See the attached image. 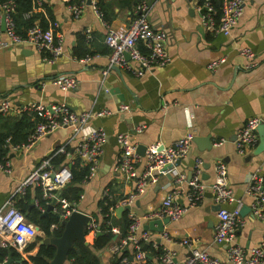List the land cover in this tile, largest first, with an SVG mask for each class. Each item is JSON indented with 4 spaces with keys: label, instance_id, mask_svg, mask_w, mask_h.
I'll return each instance as SVG.
<instances>
[{
    "label": "crops",
    "instance_id": "obj_1",
    "mask_svg": "<svg viewBox=\"0 0 264 264\" xmlns=\"http://www.w3.org/2000/svg\"><path fill=\"white\" fill-rule=\"evenodd\" d=\"M148 1L152 26L164 29L168 34L167 50L172 60L138 76L116 65L107 74L103 73L110 63L111 50L104 41L108 28L127 29L137 16L135 2L104 0L109 16V23H105L88 2L81 15L75 17L66 0H44L54 17L50 24L55 25L56 32L62 35L64 52L55 62H48L44 60L43 53L30 44L0 49V103L8 100L12 104L10 112H0L3 115L0 117V133L8 129L5 122L19 121L24 114L27 115L23 107L30 103H43L48 107L66 103L77 112L113 109L112 114L94 116L89 123V129L105 128L108 139L99 157L95 176L77 184L82 188L77 208L95 218L101 211L100 203L109 196L116 203L112 211L118 219L117 207L127 205L123 204V199L135 191L147 167L141 160L136 164L135 175L115 170L122 150L117 135L129 132L142 156L154 143L164 148L191 135L188 154L168 169H157L154 181L134 199L129 209L122 212L121 217L127 212L129 219L130 214L140 219L137 236L150 232L146 243L149 264H162L159 256L148 247L150 243L156 251L160 248L173 253L174 260H184L191 253L184 239L191 242V247L225 259L230 244L215 241L218 204L210 188L186 214L176 220L170 219L164 231L146 230L145 225L158 218L150 217V213L161 207L167 195L174 194L179 203H188L189 175L193 176L197 159L203 160L202 179L207 185L214 182L216 164L222 160L228 166V183L236 197L234 202L223 206L232 209L241 201L242 206L249 207L243 214L245 224L237 229L234 242L251 248L263 239L264 221L253 217V196L247 188L253 173L264 177V152L254 154L253 147L242 154L237 149L236 138L249 118L261 117L264 120V0L246 1L243 14L230 35L206 29L203 17L196 9V0ZM44 11L48 13L47 7ZM242 48H250L255 56L250 58L242 54ZM85 53H91L90 59H85ZM222 57L226 59L224 62L215 69L209 68L211 61ZM62 74L75 76L79 84L73 89H62L53 81ZM122 104L129 105V109L117 110ZM140 124L145 127L136 132L135 127ZM71 136L72 129L64 126L43 136L30 147L14 149L11 144L7 153L10 171L0 169V207L9 199L15 205L24 204L29 193L28 211L37 207L44 213L55 200L48 203L37 185L21 189L22 182L63 145H67L70 153L65 156L62 168L71 171L77 159V140H71ZM29 137L18 144L28 142ZM180 173L186 176V180L177 183L175 178ZM37 187L41 196L36 198L34 189ZM163 232H167L169 237H164ZM115 234L113 242L96 251L100 264H112L120 254L111 247L120 238L121 231ZM45 236L40 227L32 242L40 244ZM0 241L8 243L0 248L5 247L9 251L3 260L0 259V264L12 257V247L22 253V261L29 259L28 252L17 250L10 238L0 235ZM12 259L11 264L22 263L21 259Z\"/></svg>",
    "mask_w": 264,
    "mask_h": 264
},
{
    "label": "built area",
    "instance_id": "obj_2",
    "mask_svg": "<svg viewBox=\"0 0 264 264\" xmlns=\"http://www.w3.org/2000/svg\"><path fill=\"white\" fill-rule=\"evenodd\" d=\"M247 0H225L222 6V13L219 21L216 18V10L210 0H205L203 4L196 0V9L201 13L203 22L208 31L213 33H223L230 35L232 29L238 24L243 14ZM34 9L44 10V0H33ZM68 7L75 15L79 17L83 11L87 0H81L79 3L66 0ZM98 15L102 18L101 12L97 7V0H91ZM15 4L12 0L7 2L0 1V49L16 45L30 44L38 52L43 53V58L48 62H55L64 52L62 35L56 32L55 25L43 28L36 21L27 30L26 35L17 33L16 23L13 18ZM206 9V10H205ZM138 14L133 19L129 27L119 31L108 28L104 41L110 47L109 67L104 70L107 74L109 69L117 65L125 68L135 75H143L147 70L155 67L169 64L172 60L167 50L168 34L164 29H156L150 22V8L147 1L142 2L137 8ZM29 15V14H28ZM103 20V18H102ZM104 21V20H103ZM105 22V21H104ZM106 23V22H105ZM5 24V28L3 27ZM90 33V30H87ZM6 35V37L4 36ZM143 45L144 50L141 48ZM126 53L130 55L128 59ZM241 53L247 57H254L255 53L250 48H242ZM88 55L85 59H90ZM226 59L222 57L209 63L210 69H215ZM54 83L62 89H73L79 84V79L73 75L62 74L53 79ZM12 104L8 100L1 101L0 112H10ZM27 112H36L41 118L36 128L31 133L28 142L13 145L14 149L30 147L33 143L43 136L50 134L60 127L68 126L72 129L71 140H77L75 147L76 158L80 159L82 165L88 166V173L82 180L87 182L96 174L100 155L103 153V147L108 139V132L105 128H91L89 123L94 116L112 114L114 110L103 109L98 112L72 110L66 103H59L46 106L43 103H30L23 107ZM129 109V105L122 104L117 110ZM264 120L261 117H251L239 129L236 138L237 149L240 153H245L247 149L255 147L259 142L258 126ZM145 125L140 124L135 127L136 132H141ZM121 150V155L115 165V170L129 175H135L136 164L144 160L146 171L138 180L135 191L127 198L123 199V204L131 205L134 199L146 191L147 186L156 178L155 171L174 165L179 159L188 154L191 143V135L182 137L174 141L168 147L161 148L160 144L154 143L146 148L144 156L139 154L136 144L132 141L129 132L119 133L117 135ZM9 142V140H8ZM64 153L68 155L67 145L61 146L55 153L44 159L39 167L34 169L30 175L22 182L21 189L29 185L40 186L44 198L49 203L55 200L60 204V209L56 206L52 211L59 213V218L64 220L74 211L78 210V202L71 204L65 197L61 196V191L71 180L72 173L67 168H55L53 157L57 154ZM0 169L10 171V160L0 161ZM203 160L197 159L194 174L188 181L189 191L187 192L188 203L181 204L175 199L174 194L167 195L161 207L152 213L150 217L170 219H179L190 207L196 205L205 195L208 188L213 192L215 203L220 205L218 209V221L215 227V241L218 243L228 242L230 248L225 259L212 256L206 250H200L191 247L192 244L188 239L183 242L188 244L191 253L184 260H174L173 253L164 251L159 255L162 264H264V237L255 246L244 248L234 242L237 229L245 224L244 216L241 213V201L232 209L223 204L232 203L236 200L233 190L228 183V166L222 160L216 164V178L211 185H207L202 179ZM186 176L180 173L175 178V182L182 183ZM249 194L253 196L252 215L253 217L264 221V177L259 173H253L247 188ZM82 197V195H81ZM80 197V199H81ZM43 210V209H42ZM132 220L127 234L116 240L112 247L113 251H121L123 247L131 246L134 249L133 259L137 264H149L148 252L144 248L150 237V232L145 231L140 236L136 232L140 227V219L130 214ZM57 227L52 224L51 228ZM101 230L96 218L91 216L87 228V235L96 236ZM114 233H120L117 227H113ZM0 235L10 238L14 247L23 252L27 245L33 241L37 235L35 225L28 220L26 215L18 208L11 199L0 207ZM164 237H169L167 232H163ZM7 242L0 241V246L7 245ZM127 257H124L120 264L127 263Z\"/></svg>",
    "mask_w": 264,
    "mask_h": 264
},
{
    "label": "trees",
    "instance_id": "obj_3",
    "mask_svg": "<svg viewBox=\"0 0 264 264\" xmlns=\"http://www.w3.org/2000/svg\"><path fill=\"white\" fill-rule=\"evenodd\" d=\"M1 2H7L10 0H0ZM15 4L14 11L12 13L13 18L16 23V31L19 34L26 35L27 30L32 26L36 21L40 23L43 28H48L51 26V21L54 19L51 10L45 3L43 8L47 7L48 13L44 10L34 9L33 0H12ZM81 0H71V2L79 3ZM136 3V15L138 13V6L147 0H127ZM205 0H199L200 4H203ZM214 9L216 10V18L219 21V18L222 13V6L225 0H210ZM130 5V4H129ZM98 10L101 12L102 18L106 23H109V16L107 14V6L104 4V0H97ZM206 10V9H205ZM29 14V15H28ZM144 50V47L141 46ZM91 53H85V56L90 55ZM81 56V54H80ZM27 115L24 114L22 118L14 122H5V125L8 129L5 132L0 133V161H5L9 157L7 153L10 152V145L21 143L20 141L28 139L29 135L36 128L37 123L41 121V118L36 114V112H27ZM3 116L0 114V117ZM33 119V120H32ZM9 140V142H8ZM19 141V142H18ZM23 142V141H22ZM25 142V141H24ZM64 155H55L53 157V164L55 168H62V163L65 159ZM75 163L71 166L72 177L71 180L65 185L61 191V196L65 197L71 204L77 203L80 200L82 194V188L77 184L82 182L84 177L88 173V166L82 165L80 159L77 158L74 161ZM35 196L40 197L41 191L40 188H35ZM29 192V191H28ZM29 193H27L24 204L16 203L17 207L31 219V221L38 224L47 236H61L64 230L62 220L59 218V213L52 211L49 216L43 215V212L40 208H33L28 211L29 206ZM116 205L115 201L106 196L104 200L100 203L101 211L99 214L95 215L96 221L101 227L102 234L96 236H88L87 239L89 244H86L82 241H76L74 247L69 252V261L66 264H100L98 255L96 254L97 250H100L114 241L116 234L113 232V227L117 226L120 228L121 236L127 234L128 228L132 222L129 219L128 213L125 212L122 217L119 219L114 215L112 208ZM56 208L60 209V204H56ZM27 217V216H26ZM52 224H56L57 227L51 228ZM146 243H144L145 247ZM148 247L153 249L154 254L158 256L163 253L162 249H157L152 247V244H148ZM132 247H123L120 251V254L112 261V264H119L124 257H127L126 264H137L134 261V249ZM11 256L15 259L23 258L22 253L17 252L13 247L10 249ZM147 251V250H146ZM8 249L0 248V259L3 260L5 255H8ZM25 252H28L29 259L23 260L21 264H50L51 259L56 253V246L54 244H38L36 242H31L25 249Z\"/></svg>",
    "mask_w": 264,
    "mask_h": 264
},
{
    "label": "water",
    "instance_id": "obj_4",
    "mask_svg": "<svg viewBox=\"0 0 264 264\" xmlns=\"http://www.w3.org/2000/svg\"><path fill=\"white\" fill-rule=\"evenodd\" d=\"M88 4H91V0H87ZM150 3V1H148ZM5 28V24H3ZM126 57L129 59L130 55L126 53ZM117 66V65H116ZM119 68V66H117ZM258 134H259V142L255 146L253 153L260 154L264 152V121L258 126ZM138 153L140 151L137 150ZM143 154V153H141ZM181 158H179L176 162L179 163ZM173 165L170 164L165 169L172 167ZM191 174L189 175V180L191 179ZM55 201L51 203L46 211L43 213L45 216H49L50 212L54 209ZM220 205H218V209H220ZM130 205H120L116 209V214L118 217H121L122 212L126 209H129ZM249 207L243 205L241 208L242 215L247 212ZM91 220V215L81 210H74L68 218L62 220V224L64 226V230L61 236H45L43 237L39 243L40 244H54L56 246V253L54 257L51 259L50 264H66L69 259V252L74 247L76 241H82L86 244H89L87 239V228L89 222ZM170 222L169 217L164 218H155L149 220V222L145 225L146 230H153L162 232L165 230V224ZM37 230L40 229V226H35ZM102 234V231L99 230L97 235ZM35 239V238H34ZM33 239V240H34ZM146 249V245L144 247ZM13 261L12 257L8 259L4 264H11ZM22 261V259L20 260Z\"/></svg>",
    "mask_w": 264,
    "mask_h": 264
}]
</instances>
